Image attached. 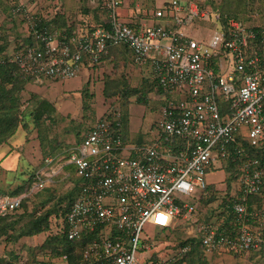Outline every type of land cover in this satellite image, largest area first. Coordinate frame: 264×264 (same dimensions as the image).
<instances>
[{"label":"built area","instance_id":"obj_1","mask_svg":"<svg viewBox=\"0 0 264 264\" xmlns=\"http://www.w3.org/2000/svg\"><path fill=\"white\" fill-rule=\"evenodd\" d=\"M123 1L103 0L109 21L86 23L70 36L35 30L36 45L11 58L28 77L64 80L77 77L87 64L99 65L110 48L125 46L135 65H150L163 103L157 136L148 144L127 142L116 113L113 120L97 121L66 163L45 159L34 192L49 186L66 164L74 165L82 180L67 212L51 217L44 232L47 238H66L75 249L73 257L63 252L20 264H172L191 247L154 252L142 239L145 226L173 230L180 219L197 217L199 203H184L179 196L194 195L200 202L213 185L209 175L219 170L229 175L232 166L236 172L227 182L225 209L234 221L227 227L220 208L213 220L196 219L195 231L206 254L259 249L264 199L256 210L250 200L264 198V22L223 19L211 0H170L153 11L157 22L133 26L119 15ZM13 12L24 16L29 29L40 20L23 4ZM206 23L216 24L209 39ZM26 197L0 196V216L19 210Z\"/></svg>","mask_w":264,"mask_h":264},{"label":"rangeland","instance_id":"obj_2","mask_svg":"<svg viewBox=\"0 0 264 264\" xmlns=\"http://www.w3.org/2000/svg\"><path fill=\"white\" fill-rule=\"evenodd\" d=\"M240 1L242 3L243 1H246V7L243 6L244 4H241L239 11L237 12L240 16V19H242L247 24H250L251 22H264V17L262 18V16H264V10L262 13H260V11L258 12L257 10L258 8L264 6V0ZM230 3H232V8L229 11L232 12L237 8L239 0H211L213 8L218 9L221 12L223 11V8L227 7ZM17 4H20V1H18ZM253 8L256 10L252 11ZM33 10H31V12L41 11L35 9ZM125 21L132 23L131 20ZM151 24L152 23H150V25ZM215 26V23L204 24V28H206L204 37L206 39L210 38L212 30L215 28ZM119 67V63L113 66V72H117L116 70H119ZM144 71L146 75H150L147 70ZM43 80L44 83L52 81V79L45 77ZM123 87L124 89L122 90L121 94L117 95L119 98H115L114 102L109 101V103H112V105L116 107L117 111L119 110V112H121L124 116H127L129 113L127 108L131 103L130 99L132 98L133 100H137L138 94L133 93L130 95L129 89L131 88H129V79H126V81L123 80ZM133 97L136 98L134 99ZM155 97V101L151 97L149 98L152 99L153 103L158 104L159 106L156 105L158 108L155 110L151 109L148 113H151L150 115H152L155 120L159 121L160 118L158 119L157 115H159L163 103L158 99L161 98L158 93ZM174 98L180 99L179 96H175ZM93 100L94 98L91 94L86 95L84 97V103L81 107L82 111L77 116L65 115L63 112L59 115L56 114L54 117L55 120L48 122L45 125L48 132L45 131L46 129H42L44 131V133H42L43 137L47 138L49 142H46V146L44 148L40 143H37V146L34 148L31 147L30 149H33V151L32 153H28V158L25 157L23 153H19L18 161L15 160L14 157L5 159L7 147L4 146L3 148H0V194H3L2 196H12L13 194L17 196L23 194L27 195L26 199L24 200V208H22L19 213L14 215L12 219L7 218L6 220L7 223H15L16 229L11 230V228L7 232L10 236L9 238H7L8 235L0 236V264H20L21 260L24 258L30 263H33L41 258H47L48 256L53 259L58 257L57 255L53 254L52 247H47L46 249L43 248V245L49 240L47 236H44L45 240L43 244H40L42 239L41 237H43L42 233L39 237L40 239L38 238L37 240L33 239L34 236H26L20 239H17V237L19 236L20 229L28 223L30 218L36 215V211H39L37 214L41 213L43 210V208H41L42 205H46L45 210L48 209L52 211L53 217L63 213L66 206L70 204L72 197L76 194V189L82 180L77 176L74 165L66 164L64 172L55 177L49 186L44 188V190H39V192L33 191V185L35 183L36 177L38 176L35 171L38 170L39 173L46 171V158H54L56 160L62 161L61 163L64 164L71 158L72 154L77 152L75 148L82 141L83 134H87L86 130L88 128L86 129V127L88 125L86 124L88 123V120L92 121L93 118L95 120L97 116L96 112L90 110L91 107L94 106ZM148 102L151 103L150 100H148ZM34 104L35 101L33 100L25 101L22 108L23 113H29ZM25 120L28 121L27 125L22 127L24 128L25 132L23 129H20L14 137V143L18 146L22 145V147L27 144L25 141H28L25 140V133L27 136L35 134L38 140L41 136V133L39 135V131L34 127L31 119L26 118ZM24 150L25 149H23V151ZM11 162L12 165H10ZM34 174H36L35 179L33 177ZM228 178L229 177L227 174V181H222L223 183H219V187L214 185L215 188H213V191L206 193L200 202L195 200L194 195L190 197L180 195L179 197L182 198L184 203H189L191 205H198L199 203V215L197 217L192 216L189 220L180 219L178 226L173 230L163 229L151 224H147L144 228L142 236V239L146 243L145 245L152 246L154 252L156 251L163 252L164 254H174L176 251H179L182 248V246H180L181 243L187 239L196 238L198 241H200V236L195 231L196 218L203 223L208 221L218 209L226 208L228 204V199L226 197V187H228L227 182H229ZM220 185H222V187ZM152 255V252L146 251L147 257ZM225 255L226 253L219 252L207 253L205 255L203 249L201 253L203 261H206L205 264H249L247 260H245V262L244 260L232 257V255L229 256V258H225ZM195 258L196 259L194 263H197L199 258Z\"/></svg>","mask_w":264,"mask_h":264},{"label":"crops","instance_id":"obj_3","mask_svg":"<svg viewBox=\"0 0 264 264\" xmlns=\"http://www.w3.org/2000/svg\"><path fill=\"white\" fill-rule=\"evenodd\" d=\"M19 1L20 4H23L27 10L35 9L43 11L44 9H48L50 12L55 0H32L31 2L29 0ZM169 1L170 0H124L118 12L124 20H131L133 26L145 24L150 25V23L153 24L154 22H157V20H154L152 16L153 11L162 7ZM61 2L64 4V12L66 13L68 26L74 27V30L76 31L84 29L86 23L96 25L109 21L107 12H103L102 10L101 12H98L95 9L97 0H61ZM18 5H12L13 9ZM12 14L13 10L11 9V15ZM71 15L74 17L71 18ZM3 24H6L9 29H15L16 32L21 35L20 41L23 40L24 42H29L28 39L30 38L28 32L30 29L24 16L13 14L11 17L7 18V16L0 9V26ZM11 41L12 42L8 51L9 54L14 51L15 47V42L12 38ZM118 63L120 64L119 70H116L117 72H113V66ZM144 70H147L150 75H146ZM126 79H129V88H131L129 91L138 94V99H135L137 96L133 97L135 100L132 98L130 99L131 103L127 108L129 113L127 116H124L121 112H119V110L117 111L116 107L113 106L112 103H109V101L114 102V99L119 97L115 94L107 97L106 94L122 91L124 89L123 80L126 81ZM157 93L159 95L161 94L154 81L150 65H135L132 62V55L129 49L125 46H120L110 48L109 53L103 57L101 63L94 68L90 67L89 64L85 65L79 75L75 78L52 80L51 82L49 81L45 83L43 79L41 81L31 79V81L25 86L23 99L28 101L31 96H35L39 99H46L56 108L57 115L63 112L65 115L77 116L82 111L81 107L84 103V97L91 94L94 98V106L91 107L90 110L96 112L97 116L95 120L94 118L92 121L88 120V123L86 124L88 125L86 129H88L86 130V133H88L91 127L101 119L113 120L117 112L121 115L125 140L129 143L145 145L150 143L157 136L155 126L157 120L150 115L151 113H148L151 109L155 110L158 108L156 107L158 104L152 102V99L154 100ZM158 99L160 100V98ZM148 100H150L151 103H149ZM157 116L159 119L160 112ZM20 129L24 130L22 127ZM85 135L83 134V137ZM25 136V140L28 141H25L27 144L23 147L22 145L18 146L14 143L15 136L8 144L0 146V148H3L4 146L7 147L5 159L14 157V159L18 161L19 153H23L25 157H29L28 153H32L33 151V149L31 150L30 148H34L37 146V143L39 144L40 142L35 134L27 136L25 133ZM23 149L25 150L23 151ZM10 165H12V162ZM226 177L227 174L224 171L219 170L209 175V181L213 184V186L216 185L219 187V183L226 180ZM220 186L222 187V185ZM252 200V205L250 202L252 210H256L261 207L263 200L256 201L257 199L254 197L251 201ZM214 215L212 217H214ZM212 217H210L209 220H213L214 218ZM228 217L229 215H226V218L224 219H226V226L230 227L234 219L228 220ZM258 224L259 222L255 220L254 225L258 226ZM40 235L41 234L34 236L33 239L37 240ZM42 236L40 244H43L45 240V233H42ZM225 253V258H229V256L232 255V257L236 259L244 261L247 260L249 264H264V244L259 249H255L248 253ZM204 254L206 255V253Z\"/></svg>","mask_w":264,"mask_h":264},{"label":"trees","instance_id":"obj_4","mask_svg":"<svg viewBox=\"0 0 264 264\" xmlns=\"http://www.w3.org/2000/svg\"><path fill=\"white\" fill-rule=\"evenodd\" d=\"M19 0H0V9L2 12L8 17H11V9H13V6L18 5ZM32 0H30L31 2ZM237 1V0H234ZM251 1V0H250ZM253 1V0H252ZM263 3V2H261ZM11 4V5H10ZM241 4H244L243 6L246 7V1H243V3L239 0L238 6L235 9V11L230 12L232 8V3L228 4L227 7L223 8L222 16L225 19V16L228 17H237L240 18L238 15L239 7ZM13 5V6H12ZM103 5V0H97L95 4V9L98 12H101V7ZM262 5V4H261ZM55 9V14L53 15V18H47L46 16L49 14L48 9H44L43 11H35L31 12L33 13V16L39 17L40 20L35 22V26L30 28L29 30V42H24L23 40L20 41L21 35L16 32L15 29H9L6 24H3L0 26V146L3 144H8L9 141L17 134L19 129L25 125H27V122L25 119L30 118L32 123L34 124V127L39 131V135L41 133V136L39 137V142L43 146V148L46 146V142H49L47 138L43 137L44 129H46L45 125L48 122H52L55 120L56 115V108L53 106L52 103H50L46 99H39L35 96H31L29 101H35L34 106L32 109H30L29 113L25 114L23 113V105L25 103V100L23 99V92L25 91V86L28 82L31 81V77L26 76L23 74L16 63L11 61L13 53L24 51L28 47H32L36 45V40L34 37V31L35 30H43L48 29L50 31L58 30L60 32H63L65 36L71 35L74 31V27L68 26L67 23V17L66 13L64 12V4L61 2V0H55L52 8L50 10ZM256 9H252V11H255ZM258 12L262 13L264 10V6L257 9ZM228 11V13H227ZM264 14V13H263ZM15 15V14H14ZM74 16L71 15V18ZM264 16H262L263 18ZM98 25V24H97ZM73 35V34H72ZM11 38L15 42L14 51L10 54L8 53L10 45H11ZM26 41V40H25ZM121 86V84L119 83ZM122 90V89H121ZM122 91L114 92V93H107L106 96H113L120 95ZM134 92H130V95ZM127 97V96H126ZM125 125V124H124ZM43 129V130H42ZM45 131L48 132L46 129ZM46 134V133H45ZM48 135V134H46ZM231 169H228V177L229 181L233 180L234 174L236 172L235 167H229ZM38 170L35 171L37 174ZM36 174L33 175L34 179ZM37 178V177H36ZM33 179V180H34ZM213 188L215 186H211L208 190L213 191ZM44 190V189H43ZM39 192V191H36ZM1 195V194H0ZM3 195V194H2ZM1 195V196H2ZM14 195V194H13ZM12 195V196H13ZM24 195V194H23ZM17 195H14L13 197H16ZM21 196V195H18ZM205 196V195H204ZM257 200L256 201H262L264 198L261 196L254 197ZM203 199V198H202ZM252 199V198H251ZM72 200V199H71ZM71 202V201H70ZM251 205L253 200L251 201ZM25 201L23 202L21 208L13 213H9L5 216H0V236L8 235L7 238H9V234L7 233L11 228V230L16 229L15 223H7V218L12 219L14 215L20 212L22 208H24ZM46 205H42L41 208L43 210L40 214H37L30 218L28 220V223L25 224L21 229L19 236L17 239H20L22 237L26 236H36L41 233H44L48 230L49 224H50V218L52 217V211L46 209ZM45 210V211H44ZM68 209H65L62 214H65ZM229 212V213H228ZM224 213H228L229 217L228 220L234 219V215L232 211H227L225 209ZM225 215V214H224ZM49 240L47 243L43 245V248L46 249L47 247H52L53 254L54 255H61L63 252L69 253L71 257H73L72 253L74 252L75 246L68 242L66 238L64 237H52L48 238ZM200 241H198L196 238H189L186 241L182 242L180 246L189 245L191 248L190 250L182 255H178L176 259L172 262V264H205L206 261H203L201 253L202 248L200 246ZM62 245V246H61ZM195 257L199 258V261L197 263L195 262Z\"/></svg>","mask_w":264,"mask_h":264}]
</instances>
